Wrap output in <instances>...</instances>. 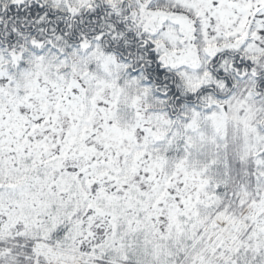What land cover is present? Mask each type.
Returning a JSON list of instances; mask_svg holds the SVG:
<instances>
[{
    "label": "snow or ice",
    "instance_id": "6c2138e0",
    "mask_svg": "<svg viewBox=\"0 0 264 264\" xmlns=\"http://www.w3.org/2000/svg\"><path fill=\"white\" fill-rule=\"evenodd\" d=\"M0 264H264V0H0Z\"/></svg>",
    "mask_w": 264,
    "mask_h": 264
}]
</instances>
